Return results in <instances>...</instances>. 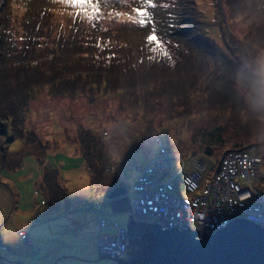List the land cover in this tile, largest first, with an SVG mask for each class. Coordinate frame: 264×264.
Listing matches in <instances>:
<instances>
[{"label": "rangeland", "instance_id": "374dc122", "mask_svg": "<svg viewBox=\"0 0 264 264\" xmlns=\"http://www.w3.org/2000/svg\"><path fill=\"white\" fill-rule=\"evenodd\" d=\"M166 1L93 0L98 11L89 18L92 9L61 0H0V13L9 18L8 26L16 36L27 33L38 15L45 28L56 26L70 35L62 45L64 59L70 61L63 77L82 73L86 79L79 58L87 61V51L102 40H108L117 52L130 49L129 62L136 68L148 59L162 61L174 50L179 52L174 64L180 65L185 84L181 95L188 96L187 100H167L171 92L161 94L168 82L159 72L157 79L148 77L141 86L143 94L150 92L149 97L108 89L105 82L57 91L43 84L29 95L21 126L0 115V233L19 237L18 255L24 248L38 264H49L52 256L45 258V253L54 252L79 257L80 264H118L113 258L100 257L98 212L92 205L116 185L130 187L137 164L162 156L164 149L176 159L201 157L217 164L223 148L239 140L264 155V36L262 27L252 26V9L235 13L231 0H193V8L184 7L181 0ZM257 3L263 5L264 0ZM137 9L148 13L144 26L137 23ZM198 27H202L200 32ZM153 34L160 47L148 41ZM202 35L212 37L216 46ZM163 41L169 48L161 46ZM245 57L253 66L243 64ZM216 125L228 141L210 144V155L202 133ZM89 133L110 145L108 163L101 166L112 169L102 174L99 184L90 172L91 160L83 157ZM105 211L106 218L126 227V212L114 211L109 204ZM23 228L31 242L20 237ZM38 230L43 238L35 244L40 245L27 252ZM7 246L1 237L2 264H7L2 261Z\"/></svg>", "mask_w": 264, "mask_h": 264}, {"label": "trees", "instance_id": "16d2710c", "mask_svg": "<svg viewBox=\"0 0 264 264\" xmlns=\"http://www.w3.org/2000/svg\"><path fill=\"white\" fill-rule=\"evenodd\" d=\"M256 1L231 0L232 6L229 5L235 13L252 9L255 17L252 21V26L254 28L262 27L261 34L264 36V3L260 5L256 4ZM164 2L167 1L164 0ZM241 2L243 5L240 6ZM181 3H185L184 7L191 5V8H193L194 5L196 6V2L193 0H181ZM258 8H260L259 13L256 12ZM37 17L38 19L33 22L27 33L16 36L14 30L8 26L10 23L9 18L7 16L4 17L0 13V30L3 32V36H0V115H4L8 122H14L21 126L24 119V111L27 109L26 102L29 95L35 89V86L43 84H49L57 91L65 88L73 90L79 88L80 85H89L94 82L101 85L102 82H105V87L108 89H123L126 93L129 92L130 95L141 98L145 97V94L148 95L147 97L150 96V92L145 94L141 92V86L147 81V78L151 77L154 80V77L159 72H163L167 79L166 82H168V88L165 87L161 94L165 95L169 90L171 97L167 100H179L183 99V97L187 100L188 96L181 95L182 91H185V84L182 81L183 72L180 65L174 64V59L177 58L175 54L179 53L174 50L167 55L165 54L166 56H164L162 61L152 63L148 59L141 61V65L136 68L129 62L130 49L117 52V50H112L108 40H102L94 44L93 50L87 51V55L90 57L86 59L87 61L81 57L79 58V63L83 66L84 72H86V79L82 78V73L63 77L62 74L66 70V65L70 67V61L67 58L64 59L66 51L62 45H65V42H67L65 38L70 35L64 31L65 29H59L56 26L46 27V29L45 25L42 24V17L39 15ZM39 18L41 19L39 20ZM196 29L200 32L202 27ZM202 36L205 41L216 44L212 37ZM21 37L22 40L17 42V39ZM67 39L70 40V38ZM161 46L169 48V44L164 41ZM237 48L240 52L241 49ZM73 54L74 52H71V55ZM162 63H164V66H161ZM243 64L247 67L253 66L248 63L246 57L243 60ZM72 69L71 67L70 70L74 74ZM186 76H191V72H187ZM155 79L157 78L155 77ZM162 95L160 97H163ZM9 99L11 101L7 102ZM88 131L91 132V129H88ZM222 132L221 127L218 125L214 126L210 131L203 129V140L209 143L206 147V153H211L210 148H208V146H211L210 144H223L228 141L226 138L224 139ZM84 133L87 134V129H85ZM84 145L86 150L83 157L91 160L88 166L94 180L96 182L98 180L97 183L99 184L102 174L110 172L112 169H108L111 166L107 164L105 167L101 166L103 162L108 163L110 145L108 142H104L102 137L97 134H90L88 140L84 141ZM234 145L231 147H246L250 144H243L239 140ZM227 148L225 147L223 150L225 151ZM260 154L263 157L261 168L264 170V155L261 152ZM193 155L196 154L193 153ZM4 156L2 157L3 160L5 159ZM215 168V163H211L210 170L212 171ZM36 189L38 188H35L34 191Z\"/></svg>", "mask_w": 264, "mask_h": 264}, {"label": "built area", "instance_id": "2783aa9c", "mask_svg": "<svg viewBox=\"0 0 264 264\" xmlns=\"http://www.w3.org/2000/svg\"><path fill=\"white\" fill-rule=\"evenodd\" d=\"M163 152L145 165L137 164L135 179L127 187L133 207L129 213L136 219L180 229L186 224L204 232H213L236 216L264 225L263 157L256 147L227 148L212 171L204 158L176 159L170 151ZM175 161L179 163L171 171ZM108 200L106 194L92 205L98 212V250L118 258L127 254L128 230L118 220L106 218ZM19 234L31 242L26 228Z\"/></svg>", "mask_w": 264, "mask_h": 264}, {"label": "water", "instance_id": "95a60500", "mask_svg": "<svg viewBox=\"0 0 264 264\" xmlns=\"http://www.w3.org/2000/svg\"><path fill=\"white\" fill-rule=\"evenodd\" d=\"M127 187L116 185L108 193V204L126 212L127 257H109L118 264H264V225L244 216L232 218L213 232L183 224L165 226L136 219ZM17 262V261H16Z\"/></svg>", "mask_w": 264, "mask_h": 264}, {"label": "crops", "instance_id": "0c3cea01", "mask_svg": "<svg viewBox=\"0 0 264 264\" xmlns=\"http://www.w3.org/2000/svg\"><path fill=\"white\" fill-rule=\"evenodd\" d=\"M45 203V202H43ZM6 209H9L8 205H7V208ZM46 232H44L45 234ZM56 236V235H55ZM1 237L2 239L4 240V242L8 245L7 246V250L8 252L6 253V257L5 259H2L3 262L6 261L7 264H38L35 262V260H37L36 258H34L28 251H30L31 249L37 247V245H40L39 243H36L35 244V241H38L39 238H43V236L39 235V230L37 232V236L35 238H32V245L31 246H27L26 250L28 252V254L25 253V250L24 248L22 249V251H19V255L22 254L23 257H26V259L24 258H20L19 255L17 254V251L19 249L18 247V243H19V237L16 239V235L14 236L13 234L11 236H7V234H2L0 233V240H1ZM51 248V247H49ZM56 248V247H53V249ZM13 252H16V253H13ZM14 255H13V254ZM59 252H54V255H50L49 253H45V258H49L51 257V261L49 260V264H52L54 261L56 262V264H69V263H76V264H80L79 263V257H70V256H61L60 254H58ZM79 254L81 256H85L84 254H82L81 252H79ZM31 255V256H30ZM13 258V259H12ZM24 259V260H22ZM29 259V261H28ZM73 260V261H71ZM18 261V262H16ZM22 261V262H21ZM1 263V262H0ZM2 264V263H1Z\"/></svg>", "mask_w": 264, "mask_h": 264}, {"label": "snow or ice", "instance_id": "6c2138e0", "mask_svg": "<svg viewBox=\"0 0 264 264\" xmlns=\"http://www.w3.org/2000/svg\"><path fill=\"white\" fill-rule=\"evenodd\" d=\"M62 3H67L70 5L75 6L76 8L80 9H92L91 13H89V18H91L92 15H94L97 11V4L93 2V0H61ZM137 15L140 17V19L137 21L141 26H144L147 22L148 13L144 10L137 9ZM153 32H155V29H153ZM149 42H155L157 46H160V40L158 39L157 35H149L148 36ZM155 51V49H153ZM246 198V197H242Z\"/></svg>", "mask_w": 264, "mask_h": 264}, {"label": "flooded vegetation", "instance_id": "af4514ba", "mask_svg": "<svg viewBox=\"0 0 264 264\" xmlns=\"http://www.w3.org/2000/svg\"><path fill=\"white\" fill-rule=\"evenodd\" d=\"M129 249H130V246H129V248H128V251H127L126 256H121V257H127V256L129 255ZM121 257H118V258H121Z\"/></svg>", "mask_w": 264, "mask_h": 264}]
</instances>
